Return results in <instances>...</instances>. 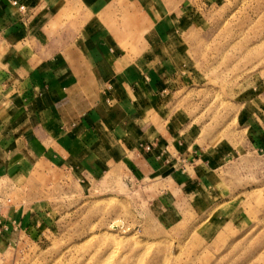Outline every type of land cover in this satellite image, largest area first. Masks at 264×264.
Segmentation results:
<instances>
[{
    "label": "rangeland",
    "instance_id": "rangeland-1",
    "mask_svg": "<svg viewBox=\"0 0 264 264\" xmlns=\"http://www.w3.org/2000/svg\"><path fill=\"white\" fill-rule=\"evenodd\" d=\"M136 1L115 0L106 26L146 63L168 111L196 126L193 148L221 156L206 198L182 196L165 214L160 186L120 169L36 166L0 179V264H264V0ZM77 12L57 27L76 32Z\"/></svg>",
    "mask_w": 264,
    "mask_h": 264
},
{
    "label": "crops",
    "instance_id": "crops-1",
    "mask_svg": "<svg viewBox=\"0 0 264 264\" xmlns=\"http://www.w3.org/2000/svg\"><path fill=\"white\" fill-rule=\"evenodd\" d=\"M13 1L0 0V179L41 165L87 176L120 169L157 183L165 214L182 196L202 202L221 156L193 148L196 126L168 111L146 63L116 45L103 17L115 0H16L22 16ZM154 3L135 2L144 10ZM73 10L80 28L57 27ZM258 116L263 148L264 110ZM8 225H0V247Z\"/></svg>",
    "mask_w": 264,
    "mask_h": 264
},
{
    "label": "built area",
    "instance_id": "built-area-1",
    "mask_svg": "<svg viewBox=\"0 0 264 264\" xmlns=\"http://www.w3.org/2000/svg\"><path fill=\"white\" fill-rule=\"evenodd\" d=\"M12 4H13L14 6H17V8H18L20 11H23V10L25 9L24 5H23V4H19L16 0H14V1L12 2Z\"/></svg>",
    "mask_w": 264,
    "mask_h": 264
}]
</instances>
